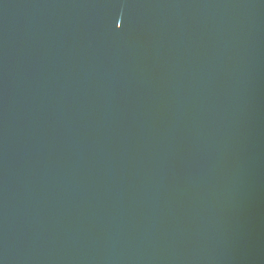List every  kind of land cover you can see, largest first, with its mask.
Instances as JSON below:
<instances>
[{"label":"water","instance_id":"1","mask_svg":"<svg viewBox=\"0 0 264 264\" xmlns=\"http://www.w3.org/2000/svg\"><path fill=\"white\" fill-rule=\"evenodd\" d=\"M0 264H264V0H0Z\"/></svg>","mask_w":264,"mask_h":264}]
</instances>
